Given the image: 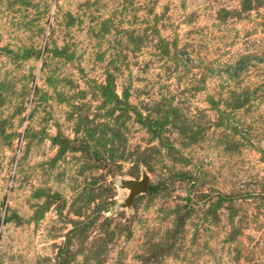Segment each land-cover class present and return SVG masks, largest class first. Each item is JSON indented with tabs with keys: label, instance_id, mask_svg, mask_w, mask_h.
<instances>
[{
	"label": "rangeland",
	"instance_id": "rangeland-1",
	"mask_svg": "<svg viewBox=\"0 0 264 264\" xmlns=\"http://www.w3.org/2000/svg\"><path fill=\"white\" fill-rule=\"evenodd\" d=\"M0 220V264H264V0H0Z\"/></svg>",
	"mask_w": 264,
	"mask_h": 264
},
{
	"label": "water",
	"instance_id": "water-1",
	"mask_svg": "<svg viewBox=\"0 0 264 264\" xmlns=\"http://www.w3.org/2000/svg\"><path fill=\"white\" fill-rule=\"evenodd\" d=\"M149 175L143 170L140 179H119L118 187L122 190H127L128 194L122 202L117 205V208L130 209L134 198L138 195L145 194L149 186ZM1 222V220H0Z\"/></svg>",
	"mask_w": 264,
	"mask_h": 264
},
{
	"label": "trees",
	"instance_id": "trees-1",
	"mask_svg": "<svg viewBox=\"0 0 264 264\" xmlns=\"http://www.w3.org/2000/svg\"><path fill=\"white\" fill-rule=\"evenodd\" d=\"M105 95H106V97H108L107 100H111L112 97H114L112 93L105 94Z\"/></svg>",
	"mask_w": 264,
	"mask_h": 264
}]
</instances>
